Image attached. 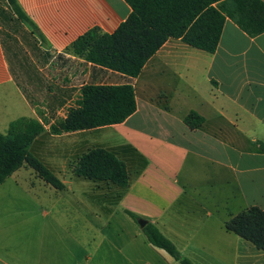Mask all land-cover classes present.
<instances>
[{
	"label": "crops",
	"instance_id": "obj_1",
	"mask_svg": "<svg viewBox=\"0 0 264 264\" xmlns=\"http://www.w3.org/2000/svg\"><path fill=\"white\" fill-rule=\"evenodd\" d=\"M16 1L36 30L0 25V133L18 119L43 124L30 152L65 188L28 167L0 184V264H179L147 241L139 219L192 264H264L224 228L249 207L264 211V33L250 38L226 19L212 54L168 39L133 80L136 110L124 122L54 136L49 125L75 107L82 86L125 81L66 49L92 28L114 33L131 8ZM191 112L203 118L194 130L184 124ZM54 139H65L61 150L45 148ZM93 148L125 163L126 188L64 181L78 178L71 165ZM83 185L86 197H64Z\"/></svg>",
	"mask_w": 264,
	"mask_h": 264
},
{
	"label": "trees",
	"instance_id": "obj_2",
	"mask_svg": "<svg viewBox=\"0 0 264 264\" xmlns=\"http://www.w3.org/2000/svg\"><path fill=\"white\" fill-rule=\"evenodd\" d=\"M131 8L129 17L112 34L95 27L78 37L66 52L102 71L119 74L125 81L117 85L88 83L82 86L75 107L63 119L49 125L48 133L58 136L92 130L124 122L136 110L133 80L148 60L168 39H180L197 50L215 52L224 21L231 20L248 37L264 33V3L261 0H124ZM0 25L22 28L31 33L36 27L26 17L16 0H0ZM29 33V37H30ZM34 41V40H33ZM203 118L191 112L184 124L191 130ZM44 125L36 120L18 119L0 133V184L22 167L30 168L44 183L57 191L62 181L30 152L33 141ZM264 153V144H259ZM74 176L126 188L129 177L125 163L111 152L93 148L71 165ZM133 219L138 217L127 212ZM224 228L264 254V211L249 207L230 217ZM147 241L163 250L179 264H192L151 224L143 228Z\"/></svg>",
	"mask_w": 264,
	"mask_h": 264
},
{
	"label": "rangeland",
	"instance_id": "obj_3",
	"mask_svg": "<svg viewBox=\"0 0 264 264\" xmlns=\"http://www.w3.org/2000/svg\"><path fill=\"white\" fill-rule=\"evenodd\" d=\"M63 142H65V139H54V140H51L50 141H45L44 143V146L45 148H47V150H61L63 148V146L65 144H63ZM66 177H64V181L66 182H69V181H72L73 183H89L87 182L88 180H84L82 178H73V180H70L67 175H65ZM76 187V186H75ZM89 190H88V186H81V187H78L75 188L73 191H67L65 192L64 194V197L66 199H73L75 197H86V194H88Z\"/></svg>",
	"mask_w": 264,
	"mask_h": 264
},
{
	"label": "water",
	"instance_id": "obj_4",
	"mask_svg": "<svg viewBox=\"0 0 264 264\" xmlns=\"http://www.w3.org/2000/svg\"><path fill=\"white\" fill-rule=\"evenodd\" d=\"M137 223L141 229L144 228L146 225V221L140 219L137 221Z\"/></svg>",
	"mask_w": 264,
	"mask_h": 264
}]
</instances>
